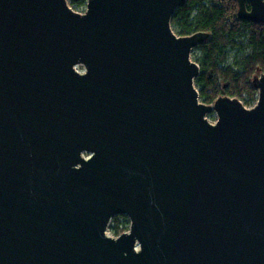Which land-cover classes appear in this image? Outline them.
Instances as JSON below:
<instances>
[{
	"label": "water",
	"instance_id": "obj_1",
	"mask_svg": "<svg viewBox=\"0 0 264 264\" xmlns=\"http://www.w3.org/2000/svg\"><path fill=\"white\" fill-rule=\"evenodd\" d=\"M186 1L0 0V264H264V73L203 103Z\"/></svg>",
	"mask_w": 264,
	"mask_h": 264
},
{
	"label": "trees",
	"instance_id": "obj_2",
	"mask_svg": "<svg viewBox=\"0 0 264 264\" xmlns=\"http://www.w3.org/2000/svg\"><path fill=\"white\" fill-rule=\"evenodd\" d=\"M87 1L68 0L74 9ZM172 26L180 36L210 34L192 52L200 66L196 87L203 103L210 105L222 96L257 103L253 80L264 73L263 24L239 19L236 0H187L173 15ZM127 225L126 216H116L109 229L118 236Z\"/></svg>",
	"mask_w": 264,
	"mask_h": 264
},
{
	"label": "rangeland",
	"instance_id": "obj_3",
	"mask_svg": "<svg viewBox=\"0 0 264 264\" xmlns=\"http://www.w3.org/2000/svg\"><path fill=\"white\" fill-rule=\"evenodd\" d=\"M79 9V8H78ZM191 57H192V60L194 61V62H196V59H195V57L193 56V55H191ZM80 71H82V70H80ZM240 100V99H239ZM241 102H242V104L245 106V107H247V108H252L254 105H250V104H247L244 100H240ZM213 104V103H212ZM207 119L211 122V123H215L216 121H217V119H218V117H217V115H216V113H211V114H209L208 116H207ZM124 216H126V215H124ZM127 217V216H126ZM122 220H123V218H122ZM127 220H128V227H127V229L129 230L130 229V221H129V218L127 217ZM124 221V220H123ZM127 230V231H128ZM107 233H108V235L109 236H111V237H116V235H114L113 233H112V231L110 230V229H108V231H107Z\"/></svg>",
	"mask_w": 264,
	"mask_h": 264
},
{
	"label": "built area",
	"instance_id": "obj_4",
	"mask_svg": "<svg viewBox=\"0 0 264 264\" xmlns=\"http://www.w3.org/2000/svg\"><path fill=\"white\" fill-rule=\"evenodd\" d=\"M87 2H88V1H87ZM87 2H86V4H85L83 7L79 8V9H74V8L69 4V2H68V4H69V6H70L74 11L83 14V13H85L86 10H87Z\"/></svg>",
	"mask_w": 264,
	"mask_h": 264
}]
</instances>
